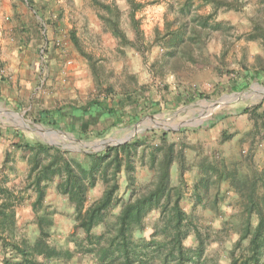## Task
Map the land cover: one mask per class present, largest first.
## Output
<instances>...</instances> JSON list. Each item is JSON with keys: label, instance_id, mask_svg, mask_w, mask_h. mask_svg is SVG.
I'll use <instances>...</instances> for the list:
<instances>
[{"label": "rangeland", "instance_id": "374dc122", "mask_svg": "<svg viewBox=\"0 0 264 264\" xmlns=\"http://www.w3.org/2000/svg\"><path fill=\"white\" fill-rule=\"evenodd\" d=\"M95 1L107 5L114 2L118 6L121 30L134 43L133 47L118 44L100 19L106 11ZM134 2L139 8L133 11L134 23L131 24V10L125 0H29L30 4L27 0H0V48L4 50L1 54L0 49V58L7 57L5 61L0 59V180L6 176L8 186L15 192L24 187L28 171L26 156L16 147L22 141L77 154L96 153L106 148L102 143L108 140L125 144L151 131L177 133L201 127L199 133L188 134L192 142L202 147L201 156L214 155L234 161L240 153L242 156L248 153L259 166L264 165V145L250 147L245 135L251 122L247 115L240 113L243 108L258 104L264 109V81L250 82L246 89L226 88L229 79L244 74L243 67L257 64L258 58L264 56L258 43L246 42L248 18L256 9L264 10V0H239L242 4L239 12L217 15L209 24L220 22V27L202 32L198 46L189 41V33L184 34L185 42L191 47L192 60L182 45L172 53V49L161 46L160 42L154 43L156 31L160 37L165 34L166 23H170L171 32L180 25L183 31L190 29L198 25L193 18L208 14L209 9L195 2L188 11L187 0ZM135 28L142 37L136 35ZM71 34L82 51L90 55L95 67L101 68L104 81L116 92L122 85L143 88L155 91L154 99L160 101L166 85L171 94L179 89L210 95L218 88L217 95L185 106H173L168 95L166 103L161 102L156 113H146L133 125L112 129L99 137L95 132L103 130L102 127L95 128L93 134L84 139L63 128L52 129L36 123L34 118L41 109H52L70 101L84 103L96 93L89 63L74 48ZM222 129L238 133L220 144ZM147 142L148 146L155 144L153 139ZM185 157L190 164L200 159L192 151H187ZM194 172L184 174L186 193L181 206L196 225L208 230L216 239L209 249L221 256L220 264H227L226 253L238 237L233 227L241 221L238 198L227 183H222L218 187L216 206L211 205L215 188H210L207 198L197 203L192 192ZM136 178L138 184H147L153 179V171L137 163ZM172 181L177 182L175 165ZM119 184L120 196L125 201L130 192L126 190L122 173ZM101 190L97 186L89 198H97ZM32 201V196H24L18 207L17 223L19 233L27 235L31 241L37 236L29 208ZM45 205L53 214L51 242L61 244L73 232V210L55 193L54 185L47 190ZM156 217L157 213L148 217L147 229L143 232L145 238L151 234ZM77 234L82 235L80 231ZM186 244L191 246L193 239L188 238ZM72 263L93 264L89 258H74Z\"/></svg>", "mask_w": 264, "mask_h": 264}, {"label": "trees", "instance_id": "16d2710c", "mask_svg": "<svg viewBox=\"0 0 264 264\" xmlns=\"http://www.w3.org/2000/svg\"><path fill=\"white\" fill-rule=\"evenodd\" d=\"M125 1L130 7V23L133 24V11L139 6L134 0ZM195 2L209 9L208 14L193 18L197 26L190 29L184 26L183 31V25H180L171 32L168 30L170 23H166L165 34L160 37L156 31L154 40V43L160 42L161 46L172 49V53L179 45L184 46L191 60V47L185 42L184 34L189 33V41L198 46L202 32L220 27V22L209 24L211 20L219 14L239 12L242 7L239 0H187L186 9L189 11L191 3ZM27 3L30 4L29 0ZM94 3L106 11L100 19L117 38L118 44L124 48L133 47L134 43L121 30L118 6L114 2L108 5ZM248 22L246 42L258 43L264 50V10L256 9ZM135 33L142 37L138 28ZM70 36L74 48L89 63L96 93L84 103L70 101L52 109H41L34 118L36 123L52 129L63 128L84 139L93 134L94 128L102 127L103 130L95 132L99 137L112 129L133 125L146 113H156L160 103H166L168 95H171L173 106H185L217 95L218 88L210 95L179 89L171 94L166 85L160 101L154 99L155 91L143 88L122 85L116 92L104 81L101 68L95 67L90 55L79 47L75 36ZM243 71L240 78L229 79L226 88L234 91L246 89L250 82H263L264 56L258 58L257 64L243 67ZM240 113L247 115L251 122L245 135L250 147L264 145L261 104L243 108ZM200 129L177 133L151 131L131 142L108 146L96 153L77 154L44 144L18 143L16 147L26 156L28 171L24 187L18 188V192L8 186L6 176L0 180V263L73 264L74 258H89L93 264H220L221 256L209 249L216 239L208 230L196 225L181 206L186 193L184 174L195 170L192 192L197 203H202L210 188H215L211 205L216 206L218 187L222 183H227L238 198L241 221L233 227L238 237L226 253L227 264H264V165L259 166L248 153L246 156L240 153L234 161L214 155L201 156L202 147L188 138V134H197ZM237 133L222 129L219 143L230 141ZM150 139L155 141L153 146L147 144ZM187 151L201 158L190 164L185 157ZM137 163L153 171L149 183L138 184ZM174 165L177 168L176 183L172 181ZM121 173L126 190L130 192L125 201L119 193ZM53 185L55 193L73 210V232L61 244L51 242L53 214L45 205L47 190ZM97 186L102 188L101 193L91 200L89 195ZM28 193L33 197L32 222L37 229V236L32 241L19 233L15 214ZM152 213H157V217L152 222L151 234L145 238L143 232ZM190 237L193 239L191 246L186 244Z\"/></svg>", "mask_w": 264, "mask_h": 264}, {"label": "crops", "instance_id": "0c3cea01", "mask_svg": "<svg viewBox=\"0 0 264 264\" xmlns=\"http://www.w3.org/2000/svg\"><path fill=\"white\" fill-rule=\"evenodd\" d=\"M1 43H2V41H1ZM0 49H1V54H2V53L4 52V50H2V48H0ZM22 52H23V51H22ZM23 53H24V52H23ZM6 58H7V57L3 58V55H2V58H0V59H1V61H5L4 59H6ZM12 58H13V57H12ZM12 58H10V59H11V62H14V60H13ZM26 61H27V60H26ZM26 61H25V62H26ZM25 62H24V63H25ZM22 63H23V62H22ZM76 102H77V101H76ZM65 104H67V103H64V105H65ZM94 130H95V128H94ZM65 132H66V131H65ZM31 203H32V202H31ZM31 203H30V205H29V208H30V212L32 213V210H31ZM18 210H19V208H16V209H15L16 223H18V219L20 218V217H19ZM32 215H33V214H32ZM32 218H33V217H32ZM32 218H31V220H33Z\"/></svg>", "mask_w": 264, "mask_h": 264}, {"label": "water", "instance_id": "95a60500", "mask_svg": "<svg viewBox=\"0 0 264 264\" xmlns=\"http://www.w3.org/2000/svg\"><path fill=\"white\" fill-rule=\"evenodd\" d=\"M263 95H264V89H263ZM105 147H108V146H114V145H118V144H121L119 141H113V140H108L104 143H102Z\"/></svg>", "mask_w": 264, "mask_h": 264}]
</instances>
